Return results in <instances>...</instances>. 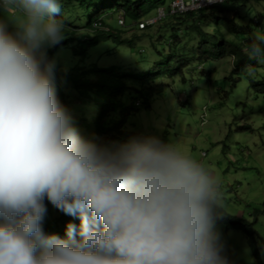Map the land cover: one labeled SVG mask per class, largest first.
I'll use <instances>...</instances> for the list:
<instances>
[{"label": "clouds", "instance_id": "clouds-1", "mask_svg": "<svg viewBox=\"0 0 264 264\" xmlns=\"http://www.w3.org/2000/svg\"><path fill=\"white\" fill-rule=\"evenodd\" d=\"M0 20V264H227L215 231L219 181L156 137L97 145L59 103L47 50L64 39L60 0H3ZM264 34L245 49L264 62ZM249 70L255 69L249 66ZM45 201L65 237L45 234Z\"/></svg>", "mask_w": 264, "mask_h": 264}, {"label": "trees", "instance_id": "trees-1", "mask_svg": "<svg viewBox=\"0 0 264 264\" xmlns=\"http://www.w3.org/2000/svg\"><path fill=\"white\" fill-rule=\"evenodd\" d=\"M171 1L60 0L61 10L57 19L64 23L65 39L59 45L49 48L47 54L49 60L53 61L55 53L60 48L66 47L68 55L71 54L75 59L68 70H63L55 64L54 84L59 103L66 109L77 134L84 140L97 145H109L114 140L121 139L123 134H127L123 126L130 112H137V106L150 108L154 81L165 74L162 70H154L152 67L135 70L134 68L140 67L136 65L134 68H121L115 64L101 67L97 65L99 60L106 58L102 54L105 56L115 54L123 45L134 48L135 41L140 39L136 32L147 34L149 30L155 28L157 37L154 43H150L155 56H163L166 46L167 59L171 60L174 57L171 50L176 48L178 61L174 66L172 62L167 61L168 65L173 66L166 72L169 77L183 76L187 63L181 59L182 50L195 51L196 56L192 58L196 57L199 60L231 57V68L227 75L230 89L240 81V73L246 67H254L257 64L256 60L249 58L245 49L254 40L256 33L264 34V14L257 12L248 21L243 22L246 18H242L246 14L238 12V9L244 8L250 0H228L177 15L169 14ZM2 5L3 0H0V6ZM73 9L77 11V15L73 14ZM159 9L166 12L165 17L152 25L140 27L145 20L155 17ZM80 15L84 17L83 22ZM238 19H242L243 23H237ZM112 21L114 24H111ZM124 21L129 25L122 24ZM202 28L211 31H204ZM8 31L14 32V29L8 27ZM161 31L165 32L161 33ZM127 33L133 35L126 37ZM195 34L197 38L192 39ZM190 42L194 44L187 47ZM101 44L104 48L96 52L101 55L93 59L94 53L90 51ZM262 63L264 66V62ZM161 64L162 62L158 60L153 62L152 66ZM130 82L138 83L139 88L131 87ZM161 86L160 84L159 87ZM249 89L252 90L254 99L264 97V76L250 81ZM126 94L127 100L122 101ZM226 98L227 91H221L219 103L222 104ZM88 107L92 110L91 113L87 111ZM246 128L249 127L245 125L240 129ZM45 204L53 207L47 201ZM55 210L56 218L52 234L63 239L66 238V225L73 223L78 226L79 220L65 215L56 208ZM215 213L216 224L236 228L245 234L251 244L256 264H262L254 240L256 232L253 223L228 215L220 207Z\"/></svg>", "mask_w": 264, "mask_h": 264}, {"label": "rangeland", "instance_id": "rangeland-1", "mask_svg": "<svg viewBox=\"0 0 264 264\" xmlns=\"http://www.w3.org/2000/svg\"><path fill=\"white\" fill-rule=\"evenodd\" d=\"M72 12L74 15L78 14L75 9ZM238 12L247 15L242 18H246L243 22L257 12L264 14V0H250ZM21 15L18 9L12 12L3 5L0 6V20H4L8 27L14 29ZM80 19L83 22L84 17L81 16ZM242 19L236 22L243 23ZM118 21L119 18L117 23ZM122 24L129 25L126 21ZM153 28L147 34L136 32L140 39L135 41L134 48L123 45L115 54H102L106 58L97 62L99 67L111 64L121 68L140 66L135 70L152 67L165 73L154 81L150 108L137 106V112H130L123 126L127 134L112 143H124L134 137H156L176 145L202 162L218 178L220 209L228 215L253 223L255 244L264 264V97L254 99L253 92L249 89L250 81L264 76L263 63L257 62L252 67L254 71L246 67L240 73V81L230 89L227 75L231 68V57L199 60L192 58L196 56L195 51L182 50L181 59L187 63L183 76L169 77L166 72L178 61V51L174 47L171 50L174 57L168 60V50L164 46L163 56H155L150 48V43H154L157 37ZM163 32L165 31H161ZM222 32L224 33L223 30ZM132 35L133 33L125 34L126 37ZM196 38L197 34L192 39ZM192 44L194 43L190 42L187 47ZM103 48L104 45L101 44L90 51L94 53L93 59L101 55L96 52ZM67 51L66 47L60 48L53 58L55 64L63 70L70 69L75 61ZM158 60L162 64L152 66ZM167 61L172 62L173 66L168 65ZM130 85L139 88L138 83L130 82ZM221 91H227V98L222 104L219 103ZM126 97L127 94L122 101H126ZM87 111L92 112L89 107ZM245 125L249 128L240 129ZM46 206L43 230L45 234H52L56 210ZM215 231L219 233L223 246L221 255L226 258L227 264H256L251 244L242 231L216 223Z\"/></svg>", "mask_w": 264, "mask_h": 264}, {"label": "built area", "instance_id": "built-area-1", "mask_svg": "<svg viewBox=\"0 0 264 264\" xmlns=\"http://www.w3.org/2000/svg\"><path fill=\"white\" fill-rule=\"evenodd\" d=\"M225 1L228 0H172L170 3L169 14L177 15L196 11ZM165 16L166 12L163 9H159L155 17L145 20L144 23L140 24V27H143L144 25H152Z\"/></svg>", "mask_w": 264, "mask_h": 264}]
</instances>
